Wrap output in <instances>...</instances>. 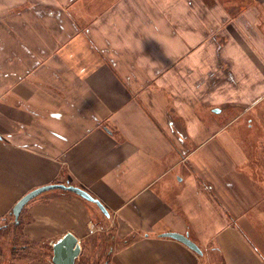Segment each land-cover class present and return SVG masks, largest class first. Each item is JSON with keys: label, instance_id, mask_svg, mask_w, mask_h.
Wrapping results in <instances>:
<instances>
[{"label": "crops", "instance_id": "obj_1", "mask_svg": "<svg viewBox=\"0 0 264 264\" xmlns=\"http://www.w3.org/2000/svg\"><path fill=\"white\" fill-rule=\"evenodd\" d=\"M263 8L0 0V220L56 182L109 211L68 189L42 191L14 225L24 239L14 250L27 253L29 239L52 248L72 231L82 250L106 248V264H264V178L243 174L256 160L220 137L264 98L246 97L263 80L245 83L255 56L264 65ZM43 253L31 262L54 264Z\"/></svg>", "mask_w": 264, "mask_h": 264}, {"label": "rangeland", "instance_id": "obj_2", "mask_svg": "<svg viewBox=\"0 0 264 264\" xmlns=\"http://www.w3.org/2000/svg\"><path fill=\"white\" fill-rule=\"evenodd\" d=\"M264 12V8L262 10ZM260 22L258 27V31L264 32V14L259 17ZM260 31V35L263 36V33ZM221 43L218 42L217 45ZM260 56V55H259ZM255 56V65H254V76L253 80L246 81L245 83L248 85H252L257 83L259 80L264 81V65L263 67L258 63L259 60ZM257 89L249 88L246 92L247 98H256L260 97L261 93H264V88L260 87L258 84ZM256 100V99H255ZM254 108L251 110L250 113L244 115L242 119L236 121V123H232L227 126V130H225L221 134V138L223 140H227V145L231 147L232 151L235 149L238 152L240 158L246 160H256L253 161V168L247 167L244 170L243 174L249 175L253 174L256 177H263L264 178V98L255 101ZM249 118L251 120L249 121ZM227 119H224L226 122ZM236 131L237 136L235 139L232 137L229 138V132ZM231 142H230V141ZM250 144H257L256 148L257 151L248 152V145ZM243 148V151H241ZM255 156H257L255 158ZM259 188H261V192L264 193V183L258 184ZM259 206L264 208V199L259 203ZM20 219V218H19ZM20 221V220H19ZM16 219L14 216H9L5 220H0V225L3 227L0 229V264H37L35 262H31L33 257L37 258L42 254H44V258L46 262L49 263V260H52L53 249L51 247L48 248H41L36 247L35 243H33L29 239V243L32 244L33 247L29 248L27 253H20L21 249L17 247L14 250L13 246H20L23 242L21 237L19 236L20 232H17L15 228ZM95 244V246H94ZM107 254V249L105 248L102 250L101 248L96 247V242L89 245H84V248L77 259V264H103L104 258ZM46 256V257H45ZM50 264V263H49Z\"/></svg>", "mask_w": 264, "mask_h": 264}, {"label": "water", "instance_id": "obj_3", "mask_svg": "<svg viewBox=\"0 0 264 264\" xmlns=\"http://www.w3.org/2000/svg\"><path fill=\"white\" fill-rule=\"evenodd\" d=\"M51 188H64L71 191H74L81 195L82 197L97 203V205L105 212L109 213L106 206L102 203L100 199L94 197L89 191L86 189L73 185V184H65L61 182L56 183H48L42 186H39L35 189L30 190L25 195H23L17 203L14 205L12 214L16 219V222L19 220L20 213L25 206V204L34 196L39 194L42 191ZM164 235H169L180 239L181 241L188 244L190 247L197 251H201L199 246L193 242L187 234H183L180 232H165ZM53 254H52V262L54 264H77V259L79 258L82 252V244L79 238L72 232L66 231L63 233L58 239H56L52 244ZM106 264V262L104 263Z\"/></svg>", "mask_w": 264, "mask_h": 264}]
</instances>
